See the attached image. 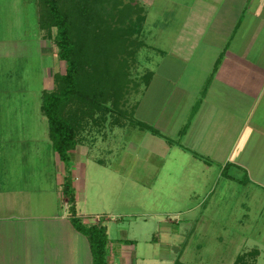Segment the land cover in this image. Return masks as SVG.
<instances>
[{
  "label": "crops",
  "instance_id": "1",
  "mask_svg": "<svg viewBox=\"0 0 264 264\" xmlns=\"http://www.w3.org/2000/svg\"><path fill=\"white\" fill-rule=\"evenodd\" d=\"M155 1L141 28L150 71L134 114L166 145L201 160L205 176L220 169L206 194L218 222L230 233L256 234L252 246L242 236L227 264H264V0H177L175 12L154 9ZM39 14L35 0H0V264H95L91 240L73 223L66 165L42 111L49 40ZM78 150L76 215L106 226L108 264H137L145 258L137 246L126 236L110 239L108 225L89 212Z\"/></svg>",
  "mask_w": 264,
  "mask_h": 264
},
{
  "label": "rangeland",
  "instance_id": "2",
  "mask_svg": "<svg viewBox=\"0 0 264 264\" xmlns=\"http://www.w3.org/2000/svg\"><path fill=\"white\" fill-rule=\"evenodd\" d=\"M35 1L41 16L48 6L46 1ZM149 1L61 2L74 23L75 39L85 36L84 81L88 86L89 82L102 86L98 95H87L84 102L74 99L61 109L65 118L73 123L80 121L77 157L87 168L84 179L90 180L88 210L96 212L92 214L95 220L108 225L110 239L126 236L137 246L138 255L145 256L138 257L137 264H227L234 248L244 246L246 239L242 241V236L252 246L256 234L230 233L218 222L215 199H208L210 195L206 194L213 190L220 169L205 176L201 160L183 155L175 144L166 145L164 135L134 124L135 103L150 71L147 56L151 49L146 47L141 31ZM167 1L156 0L154 9L165 6V11L175 12L169 7L174 4L177 8V0H170V4ZM164 15L163 20H172L170 13ZM30 24L33 26V21ZM44 32L49 40L44 93H59L67 64L57 53L56 28L51 29V35ZM93 73L99 80L91 79ZM102 88L104 96L100 95ZM97 101L99 106L95 107L93 103ZM143 112L150 118L148 112L139 109L141 117L146 118ZM91 145L93 148L87 150ZM224 206L228 213L230 202ZM234 219L230 216L227 220L233 224Z\"/></svg>",
  "mask_w": 264,
  "mask_h": 264
},
{
  "label": "trees",
  "instance_id": "3",
  "mask_svg": "<svg viewBox=\"0 0 264 264\" xmlns=\"http://www.w3.org/2000/svg\"><path fill=\"white\" fill-rule=\"evenodd\" d=\"M45 1L48 7L46 11L44 10L45 12L41 13L39 20L40 27L45 31H49L50 35L51 29L53 27L56 28L57 35L55 37V44L58 49L57 53L59 58L66 62L67 66L66 73L62 77V90L59 93L52 92L43 94L42 111L49 122V131L53 147L66 165L67 175L65 176L63 190L65 194L70 196L73 223L78 230L83 232L91 240L95 264H108L106 253L109 237L106 226L98 224L85 225L81 218L76 215L75 191L72 184V167L74 165V149L77 147L80 121L73 123L68 118H65L61 112L62 106L70 103L74 99L84 102L87 95H98V88L102 86L94 85L92 82H89L88 86L84 81L83 60L85 50L83 45L85 36H80V40L75 39L76 37L73 31L75 26L73 27L74 23L70 22L71 19L69 14L62 8V0H43L42 2L44 3ZM142 19L143 17L141 20ZM140 27L138 30H140ZM88 75L90 76V74ZM96 76L97 74L93 73L91 79L99 80ZM91 79H89V81ZM112 81L113 76L110 78V82ZM117 85L119 87L120 81ZM104 93V89L102 88L100 95ZM93 104L95 107L99 106L98 101ZM134 124L143 130L159 133L156 128L141 121H134ZM240 260L241 259H239V261ZM175 264L183 263L177 261Z\"/></svg>",
  "mask_w": 264,
  "mask_h": 264
}]
</instances>
